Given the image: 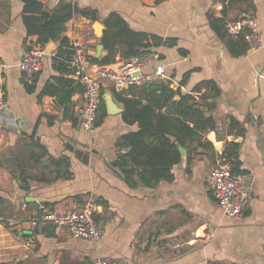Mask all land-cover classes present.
I'll return each mask as SVG.
<instances>
[{
    "label": "crops",
    "instance_id": "0c3cea01",
    "mask_svg": "<svg viewBox=\"0 0 264 264\" xmlns=\"http://www.w3.org/2000/svg\"><path fill=\"white\" fill-rule=\"evenodd\" d=\"M39 1L47 12L71 3L94 10L97 19L74 14L58 38L42 44L41 71L26 78L19 61L39 42L26 34L22 0H0V264H92L97 257L120 264H264V52L250 50L224 28L225 19L253 16L264 39V0ZM218 3L224 4L220 11ZM111 13L131 30L160 39L134 40L135 47L143 44L140 51L157 56L144 71L161 67L164 77L158 80L190 95L187 102L215 122L199 140L178 145L184 153L172 167L173 178L153 187L135 176L126 179L113 164L119 137L137 126L122 120L112 82L101 81L105 115L86 131L74 115L82 86L54 65L63 38L77 39L87 57L106 54L102 44L96 56V47L104 31L115 33L104 22ZM95 21L103 26L102 36ZM130 40L114 41L111 65L128 58ZM48 83L60 92L42 94ZM142 84L123 91L143 99ZM106 94L118 112L108 111ZM220 156L233 173L254 177L251 197L236 219L224 216L212 194L209 172ZM21 170L50 181H24ZM86 197L96 203L97 241L74 237L53 221H29L40 206L62 214Z\"/></svg>",
    "mask_w": 264,
    "mask_h": 264
},
{
    "label": "trees",
    "instance_id": "16d2710c",
    "mask_svg": "<svg viewBox=\"0 0 264 264\" xmlns=\"http://www.w3.org/2000/svg\"><path fill=\"white\" fill-rule=\"evenodd\" d=\"M24 8V24L27 35H36L37 42L45 44L50 40L58 38L64 30V24L79 13L92 20L97 19L94 10L79 8L76 4H66L59 10L47 12L42 9L39 0H22ZM109 29L115 28V33L104 31L101 38L107 53L101 57L88 56L93 64L106 65L114 62V41L131 39L130 50L125 57L135 56L141 53L142 43L137 44L134 40L142 38L153 39L155 44L160 39L131 30L123 18L117 13H111L104 21ZM125 41V40H124ZM242 41V40H241ZM133 43H135L133 45ZM58 51L59 59L54 62L55 67L67 73L66 59L71 54L70 44L63 38ZM68 46V52L64 54L63 47ZM57 59V58H56ZM59 82L69 83L70 80L59 78ZM144 100L129 97L122 91H114L117 100L122 104V120L127 124H135L137 128L123 133L117 143L118 156L113 162L124 174L126 179L135 176L144 186L153 187L160 181H170L173 178L172 167L181 160L182 154L178 145H186L202 137V133L208 127L214 129L215 122L211 115L205 116L195 103H188L190 95H182L179 88L174 90L169 81L153 80L142 84ZM200 87L198 85L197 89ZM59 93L50 83L42 89L43 93ZM101 97L98 108V121L104 117L101 111L104 99ZM179 95V99L174 97ZM213 97V96H212ZM68 99V98H66ZM63 101V98L60 99ZM192 123V125L190 124ZM231 126L238 123L231 120ZM24 181L40 180L50 181L45 176L36 177L21 170ZM61 173L56 172L55 177Z\"/></svg>",
    "mask_w": 264,
    "mask_h": 264
},
{
    "label": "built area",
    "instance_id": "2783aa9c",
    "mask_svg": "<svg viewBox=\"0 0 264 264\" xmlns=\"http://www.w3.org/2000/svg\"><path fill=\"white\" fill-rule=\"evenodd\" d=\"M223 7V3H218L215 9L220 11ZM224 28L227 34L240 36L250 50L264 52V39L255 17L225 19ZM69 44L71 54L65 62L70 75L81 84L83 94V100L75 107L74 115L86 131H92L95 126L103 79L110 80L116 91H122L131 84L150 82L164 77L163 69L157 65L153 72L144 71L147 66L157 63L155 54L141 53L121 59L113 65L90 64L86 51L77 39L71 40ZM45 55L46 51L40 43L30 45L23 52L18 65L26 78H31L41 71ZM3 105V93L0 90V108ZM209 180L213 197L224 216L229 219L239 218L253 191V174L233 173L220 156L215 159L209 172ZM40 208L42 211L39 215L29 218L33 225L41 221H53L66 227L74 237L92 241H97L101 237V230L95 218L96 203L91 197H86L79 207L62 214L48 212L44 206ZM92 264L120 263L105 257H97ZM196 264L208 263L203 261Z\"/></svg>",
    "mask_w": 264,
    "mask_h": 264
},
{
    "label": "water",
    "instance_id": "95a60500",
    "mask_svg": "<svg viewBox=\"0 0 264 264\" xmlns=\"http://www.w3.org/2000/svg\"><path fill=\"white\" fill-rule=\"evenodd\" d=\"M94 25L96 26L97 35L98 36H102V34H103V26H102V24L100 22H98V21H95ZM101 49H102V43H98L97 47H96V56L99 55ZM104 98H105V102H106V107H107V109H108V111L110 113H113V112L116 113V112H118L120 110V109H116L115 108V106L112 103V101H111V99H110L108 94H106L104 96ZM178 148H179L181 153H184L182 146H178Z\"/></svg>",
    "mask_w": 264,
    "mask_h": 264
}]
</instances>
